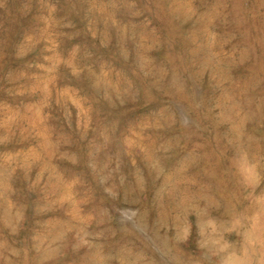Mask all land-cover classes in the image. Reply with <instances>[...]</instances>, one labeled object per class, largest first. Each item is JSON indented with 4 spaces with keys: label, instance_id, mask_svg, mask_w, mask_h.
Returning a JSON list of instances; mask_svg holds the SVG:
<instances>
[{
    "label": "rangeland",
    "instance_id": "1",
    "mask_svg": "<svg viewBox=\"0 0 264 264\" xmlns=\"http://www.w3.org/2000/svg\"><path fill=\"white\" fill-rule=\"evenodd\" d=\"M0 264H264V0H0Z\"/></svg>",
    "mask_w": 264,
    "mask_h": 264
}]
</instances>
